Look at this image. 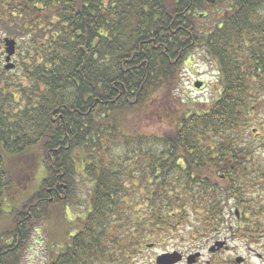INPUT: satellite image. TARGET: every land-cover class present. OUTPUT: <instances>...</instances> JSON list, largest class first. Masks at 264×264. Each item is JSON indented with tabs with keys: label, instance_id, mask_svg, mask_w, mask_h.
I'll return each instance as SVG.
<instances>
[{
	"label": "trees",
	"instance_id": "obj_1",
	"mask_svg": "<svg viewBox=\"0 0 264 264\" xmlns=\"http://www.w3.org/2000/svg\"><path fill=\"white\" fill-rule=\"evenodd\" d=\"M33 37L0 107V264L19 263L32 230L73 203L79 182L88 207L51 239L44 264L132 256L147 231L175 226L172 214L206 207L213 156L250 158L260 147L248 127L264 106L252 80L264 68V0H81ZM196 47L215 65L212 98L165 107ZM156 103L171 128H126Z\"/></svg>",
	"mask_w": 264,
	"mask_h": 264
},
{
	"label": "flooded vegetation",
	"instance_id": "obj_2",
	"mask_svg": "<svg viewBox=\"0 0 264 264\" xmlns=\"http://www.w3.org/2000/svg\"><path fill=\"white\" fill-rule=\"evenodd\" d=\"M75 1L81 0H0V94L3 97L0 107L4 112L6 79L3 75L8 71L5 67L19 66L16 55L33 48V36L44 22L61 19L62 14L69 19ZM12 40L14 52L8 55L7 41ZM252 80L264 89V68L258 69ZM251 160L255 166H248ZM211 163L208 204L199 206L194 215L198 226L191 227V234L169 242L180 232L178 224L183 218L172 214L176 217L175 229L161 230L160 242H148L147 264H264V195L259 189L264 185V175L260 174L263 164L257 157L217 155L211 158ZM202 209H207V213ZM157 248L163 250L151 253ZM122 257L111 264L141 263H129L138 256Z\"/></svg>",
	"mask_w": 264,
	"mask_h": 264
},
{
	"label": "rangeland",
	"instance_id": "obj_3",
	"mask_svg": "<svg viewBox=\"0 0 264 264\" xmlns=\"http://www.w3.org/2000/svg\"><path fill=\"white\" fill-rule=\"evenodd\" d=\"M41 41L42 40L40 39V42ZM21 55H23V53L19 52L18 55H16L15 60L20 62L22 60ZM14 73H16V71H7V75H3V77L5 79L11 78ZM216 76L217 73L212 60L203 54L200 47L194 48L193 51L184 57V60L181 64V74L174 95L168 91L164 99L161 98L162 104L165 107H175L177 102L181 100L183 101L186 99H192L194 102H206L210 100L213 96V92L216 89ZM196 80H201L204 83V86L199 90H196L193 86V83ZM153 106V109L147 108L145 111L133 114V116L130 118L131 120L129 119V122L126 125V128L128 130H140L148 133H162L171 128L165 119H163V117L159 116L157 113V106L162 105L160 103H156ZM262 106L263 105L260 104L255 105L256 108L254 109L253 114H251V122L248 130L250 131L253 126V128L257 129V134L254 136L249 134L251 136L248 140L252 139L257 141L258 143L256 145H260V147H256V149L254 147V151H252L251 156L257 157V159H259V163L263 164L264 166V106ZM258 164L256 166H258ZM259 189H262V194L264 195V185L259 187ZM19 193L20 192L16 194ZM88 193L87 184L79 182L78 187L75 188L76 196H74L72 199L73 203L65 206L64 208L59 207L58 212V209L53 211L49 217L47 216V220L44 219L43 221H40L38 225H36V228L32 230V235L27 240L26 245L20 254V260L18 264H44L47 261L48 256L52 255L53 250H55V248L50 250L47 247V245L52 247L51 239L54 238L58 241L62 240L65 236L64 234L67 232V227L73 223H77L79 218L85 214V211L88 207ZM49 202H52L51 198ZM7 214H9V211H7ZM184 215V218L181 219L180 223L178 224L180 225L178 229L180 232L177 233V235H175L174 238H172L169 242L177 241L180 236H187L188 234H191V227L194 228L195 226H198L195 220L196 217L194 216L195 213H190L187 211V213ZM6 220V215H2L0 217V228L5 225L4 223ZM170 229H175V227L172 226L168 229L164 228V230L168 231H170ZM147 233H149L147 244L150 241L160 242V236H163L161 235V232H154L153 230L147 231ZM48 237L50 238V241H47ZM162 250V248H157L151 253L157 254ZM148 254L149 249H147V245H145L140 249V251L132 254V256L138 257L133 258L134 260L129 261V263H137L140 261V264H147V257L145 256H149ZM117 261L119 260L116 259L113 262Z\"/></svg>",
	"mask_w": 264,
	"mask_h": 264
},
{
	"label": "water",
	"instance_id": "obj_4",
	"mask_svg": "<svg viewBox=\"0 0 264 264\" xmlns=\"http://www.w3.org/2000/svg\"><path fill=\"white\" fill-rule=\"evenodd\" d=\"M7 54L8 55H11L13 52H14V41L12 40V41H7ZM11 67H13V64H9V65H7L5 68L6 69H9V68H11ZM203 85V82L202 81H196V82H194V84H193V86L195 87V88H200L201 86ZM164 256V255H163Z\"/></svg>",
	"mask_w": 264,
	"mask_h": 264
}]
</instances>
